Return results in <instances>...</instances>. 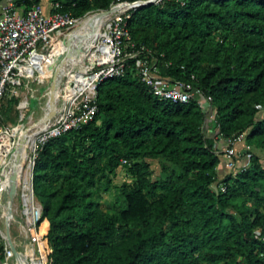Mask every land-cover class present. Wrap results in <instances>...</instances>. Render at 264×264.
<instances>
[{
    "label": "trees",
    "instance_id": "trees-1",
    "mask_svg": "<svg viewBox=\"0 0 264 264\" xmlns=\"http://www.w3.org/2000/svg\"><path fill=\"white\" fill-rule=\"evenodd\" d=\"M116 1L51 0L75 18ZM127 13L133 45L160 76L197 87L208 108L158 99L132 61L99 81L92 120L34 159L44 264H264V159L248 150L231 174L218 153L239 134L264 152V0H162ZM14 99L1 100L2 120ZM150 160L162 176L151 179ZM118 167L132 181L118 210L103 212L95 191Z\"/></svg>",
    "mask_w": 264,
    "mask_h": 264
},
{
    "label": "built area",
    "instance_id": "built-area-1",
    "mask_svg": "<svg viewBox=\"0 0 264 264\" xmlns=\"http://www.w3.org/2000/svg\"><path fill=\"white\" fill-rule=\"evenodd\" d=\"M139 1L146 0H117L110 4L124 3L126 6L108 15L102 23L100 36L90 47L92 59L83 60L65 72L61 73L60 70L55 113L49 120L39 127L35 126L45 112V103L41 108L42 115L34 121L31 115H25L30 104L23 96L18 104V121L0 123V264H18L19 261L8 246L3 226L6 209L4 197L13 169L16 170V182L12 204L15 198L17 203L15 211L11 208L9 224H16L18 237L22 239L16 241L10 237V240L19 255H24L26 263L44 264L37 230L41 206L35 200L32 188L34 159L47 140L92 120L96 112L95 91L99 81L121 76L128 61H132L138 80L158 99L178 103L194 99L200 107L208 108L209 98L202 96L197 87L189 82L160 76L153 59H147V52L130 41L125 19L128 17L127 11L136 8L134 6ZM151 1L153 4L162 0ZM59 8L58 2H50L46 9L40 2L28 8H24L23 4L16 5L15 0H5L0 5V102L3 98L19 97L20 89L29 93V84L33 81L42 82L47 76L42 71V65L48 70L49 64L56 66L54 60L57 56L62 58L61 54L54 58V46L66 38L82 17L92 13L75 18L68 12L59 11ZM48 72L51 76V71ZM35 104L40 107V100ZM23 119H26L25 126L20 122ZM31 133L23 147L25 157L15 162L16 154H21L20 149L18 152L16 149L18 139L23 138V134ZM242 139V134H239L234 139L223 140L224 145L218 151L223 168H235L238 162L236 144L242 146ZM242 148L246 163L249 147L244 145ZM219 190L223 191L224 187L220 186ZM27 245L33 253L32 257L25 252Z\"/></svg>",
    "mask_w": 264,
    "mask_h": 264
},
{
    "label": "rangeland",
    "instance_id": "rangeland-1",
    "mask_svg": "<svg viewBox=\"0 0 264 264\" xmlns=\"http://www.w3.org/2000/svg\"><path fill=\"white\" fill-rule=\"evenodd\" d=\"M51 2V0H40V4L43 7H46L47 4H49ZM97 12V11H96ZM96 12H92L90 14H87L86 16L81 18V21L76 25V27H78L80 25V23L82 21H84L85 19L89 18L91 15H94L93 13ZM83 19V20H82ZM74 27L73 30L76 28ZM103 25L100 28V31L102 29ZM63 42L60 41L54 48H53V56L54 58L57 55L62 56V58L64 57V52H63V47L60 45ZM89 52H92V48L89 49ZM50 81V75L45 76V78L42 79V82L40 83H36L35 81L31 82L29 84V88H30V94L26 93V91L24 89H20V96L19 97H15V101L11 104V107L9 110L7 111H3V119L1 120L0 123H5L7 122L8 124H12L18 121V112H19V101L20 99H22L23 96H25L27 98V100L29 101L30 104V108L28 111L25 112V115L32 117V119L34 121H36L37 119L40 118V116L42 115V110L41 108L43 107L45 100H46V96L45 93H47V87ZM37 100H40V107L36 106V102ZM203 111H206L207 108H205V106L201 107ZM34 109V111H33ZM23 126H25V122L26 119H23V121H20ZM37 125V124H36ZM35 125V126H36ZM206 130V128H205ZM243 146H241L240 144H236V151H237V160L238 162L235 165V169L237 170L239 163H241L243 161V152H244V148H242ZM249 147V151L252 152L253 154L257 155L261 160L264 159V152L262 149L251 145L248 146ZM150 169H151V179L157 178L162 176V172L160 171L158 162L156 160H150ZM235 169L231 170V174H233L235 172ZM226 173V172H224ZM132 178L129 175V173L126 171V169L124 167H118L115 170V173L113 176H111V181L106 189V191H98L96 189L95 191V196L96 200L99 204V208L101 211L103 212H107V213H112V212H116L118 210L119 207V202L117 200L118 198V192L120 189V186L122 184H129L131 183ZM36 200V199H35ZM15 202L17 203V198H15L14 200V204H12L11 208L13 209V211H15L16 205ZM16 220L17 217H15ZM43 226L44 224H41L40 226L37 227L38 230V235H39V240H40V236L43 233ZM17 230L18 227L16 226L15 223H13V225L9 224V233L10 235L14 236V240L16 241H21L22 238L16 236L17 234ZM18 235V234H17ZM40 246H41V253H42V242L40 240ZM26 254L30 255L32 257L33 253L30 249V247L27 245V248L25 250Z\"/></svg>",
    "mask_w": 264,
    "mask_h": 264
},
{
    "label": "bare ground",
    "instance_id": "bare-ground-1",
    "mask_svg": "<svg viewBox=\"0 0 264 264\" xmlns=\"http://www.w3.org/2000/svg\"><path fill=\"white\" fill-rule=\"evenodd\" d=\"M126 5H121L120 9ZM107 16L94 14L91 15L89 18L85 19L80 23L78 27L72 30L63 42L60 44L63 47L64 56L63 63L60 66L61 73L67 71L72 66H75L81 63L83 60L92 59L93 55L89 52L90 47L95 43L96 39L100 36V27L102 23L106 20ZM59 43V42H58ZM57 43V44H58ZM56 44V45H57ZM55 45V46H56ZM54 46V47H55ZM42 71L44 75H48V70H45V65H42ZM60 76V74H59ZM57 93L55 90L54 94ZM43 122L37 123V127L41 126ZM23 140L20 143V156L18 155L19 159L25 157L24 154V145L28 138L31 137L30 135L23 134ZM6 214V213H5ZM27 246L25 247L26 250ZM18 257V264H28L24 260V255ZM34 264V263H29Z\"/></svg>",
    "mask_w": 264,
    "mask_h": 264
},
{
    "label": "water",
    "instance_id": "water-1",
    "mask_svg": "<svg viewBox=\"0 0 264 264\" xmlns=\"http://www.w3.org/2000/svg\"><path fill=\"white\" fill-rule=\"evenodd\" d=\"M148 4H152L151 0H146V1H139L137 3V5H135L134 7H138V6H144V5H148ZM121 5H126L124 3H117V4H113L111 6H109L107 9L105 10H99L98 12H96V14L98 15H104V16H108L110 14H113L115 12H117L120 9ZM127 5H129L130 7H133L131 5V3H128ZM65 58V56H64ZM56 64V66H54V63L49 64L48 65V70L51 71V76H50V81L47 87V94H46V100H45V112L43 114V116L39 119V122H46L47 120H49L55 113V105H56V96L54 94L56 88H57V84L59 81V74H60V66L63 63V58H60V56H57L54 60ZM38 122V123H39ZM23 140V138L18 139L17 141V145H16V149L17 152L20 148V143ZM19 159L18 157V153L15 156V162H17ZM15 182H16V170H12L10 177H9V184H8V188L6 190L5 193V204H6V209H5V217H4V232H5V236H6V240L8 243L9 248L11 249L14 257H19V253L16 251L14 245L12 244L11 240H10V236H9V220L11 217V205H12V201H13V197L15 194Z\"/></svg>",
    "mask_w": 264,
    "mask_h": 264
},
{
    "label": "crops",
    "instance_id": "crops-1",
    "mask_svg": "<svg viewBox=\"0 0 264 264\" xmlns=\"http://www.w3.org/2000/svg\"><path fill=\"white\" fill-rule=\"evenodd\" d=\"M4 1H5V0H0V5H1ZM48 5H49V4H47V6L44 7V8L46 9V8L48 7ZM11 225H13V224H11ZM3 226H4V223H3ZM9 234H10V233H9ZM17 234H18V232H17ZM17 234H16V236H18ZM10 237H11V238H14V236H12V235H10Z\"/></svg>",
    "mask_w": 264,
    "mask_h": 264
}]
</instances>
